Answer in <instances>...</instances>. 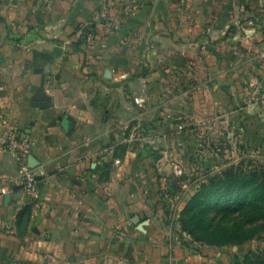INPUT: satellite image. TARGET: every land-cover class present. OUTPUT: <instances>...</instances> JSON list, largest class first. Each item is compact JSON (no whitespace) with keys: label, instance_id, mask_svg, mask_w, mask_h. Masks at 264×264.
<instances>
[{"label":"crops","instance_id":"1","mask_svg":"<svg viewBox=\"0 0 264 264\" xmlns=\"http://www.w3.org/2000/svg\"><path fill=\"white\" fill-rule=\"evenodd\" d=\"M246 80L264 81V0H0V264H207L179 233L197 191L172 156L264 132ZM7 121L42 179L21 224Z\"/></svg>","mask_w":264,"mask_h":264},{"label":"rangeland","instance_id":"2","mask_svg":"<svg viewBox=\"0 0 264 264\" xmlns=\"http://www.w3.org/2000/svg\"><path fill=\"white\" fill-rule=\"evenodd\" d=\"M138 91L139 89H134L132 94L133 101L134 97H141L136 94ZM262 123L264 125V121ZM138 131L139 129L136 130V132ZM255 134V136L252 135L246 137V139H244L246 141L241 142L237 146L235 145L233 149L227 150L224 153L219 152L218 149L214 152H205L203 148L204 146L200 147L196 143L197 146L195 145V150L190 147V151L188 152V149L185 148L184 151L179 150V157L178 155L176 157L172 156V159H174L171 165H173V167L178 166L183 171V175L178 176L176 174L177 170L174 169L176 178H181L184 181L189 182L193 191H197V193L200 191L203 184H208L212 179L221 176L225 171L232 167L240 168L247 176L253 173L258 174L256 176L252 175L251 178H248L249 183L247 185L234 191L230 196L225 197L224 200L219 201L220 204H218V202L214 203L212 206L213 209L210 212L211 217H214L217 213V209L214 208L215 206L219 205L221 207L225 202L237 197H242L248 192V186L254 179H258V181L261 180L259 174L264 171V132H256L255 130ZM136 142L139 143V141ZM184 158H186V161L191 164L190 166H184L183 162H186L183 160ZM212 191L217 192L212 194L209 191L207 195L217 196L219 189H212ZM261 204L262 203H258L257 207L253 210H264L262 207L264 206V202L262 206H259ZM196 208V214L199 217V214H202L200 211L203 208L199 206V203L196 204ZM249 210L251 211V209ZM221 214H224V212ZM248 214H250V212L246 209L234 217H237L239 221L244 222L248 220ZM187 218H189V215H187ZM261 220L262 218H259L257 221V225H261L262 223V226L258 228L260 229V232L255 238L245 244L212 247L190 242L194 246L192 249L197 253H204L205 258H207V264H264V224ZM192 224L194 225L195 221H193Z\"/></svg>","mask_w":264,"mask_h":264},{"label":"trees","instance_id":"3","mask_svg":"<svg viewBox=\"0 0 264 264\" xmlns=\"http://www.w3.org/2000/svg\"><path fill=\"white\" fill-rule=\"evenodd\" d=\"M258 175L253 173L249 176L245 175L240 168L232 167L225 171L221 176L212 179L208 184H203L200 191L195 193L186 207L181 213L179 220V233L187 236L193 243L202 244L204 246H225V245H242L255 238L260 232L257 225L259 218H262L264 224V210L254 211L258 203L264 202V171L261 172V180L254 179L248 186L249 190L242 197H237L228 202H225L220 207L214 208L217 213L214 217L210 216L213 209V204L224 200L225 197L230 196L234 191L241 189L249 183L248 178ZM219 189L217 196H208L210 191L212 194L217 191L212 189ZM203 208L197 216L196 204ZM259 205V206H262ZM258 206V207H259ZM264 208V206H262ZM248 209L247 221H239L236 216L244 210ZM251 209V211L249 210ZM31 211V206H27L19 212L18 222L25 223L27 214ZM224 212V214H221ZM189 215V218H187ZM195 221L193 225L192 222Z\"/></svg>","mask_w":264,"mask_h":264},{"label":"built area","instance_id":"4","mask_svg":"<svg viewBox=\"0 0 264 264\" xmlns=\"http://www.w3.org/2000/svg\"><path fill=\"white\" fill-rule=\"evenodd\" d=\"M100 21L106 25L113 23V18L110 14L108 5H105L99 13ZM248 25L251 28L257 26V21H250ZM245 86L248 89L249 98L248 102L253 105H258L264 109V81L258 80H246ZM134 102L137 106L144 104V99L139 96L134 97ZM6 132L3 138L4 149L10 154L12 160L18 165L21 177L18 180V186L23 189L27 195V205L31 206L35 210L39 211L43 209L42 196V179L41 174L37 168L30 167L29 157L32 156V144L28 136H26L17 125L6 122ZM178 176L183 175V171L180 167H174ZM0 179H3L0 177ZM1 196L12 195L13 191L9 188V185L2 186ZM25 204V205H26ZM21 208L17 207L19 211ZM126 264V263H124Z\"/></svg>","mask_w":264,"mask_h":264},{"label":"water","instance_id":"5","mask_svg":"<svg viewBox=\"0 0 264 264\" xmlns=\"http://www.w3.org/2000/svg\"><path fill=\"white\" fill-rule=\"evenodd\" d=\"M29 164L30 167L35 168L37 167L36 164V158L34 156L29 157ZM12 195H7L6 196V202L10 203L12 200ZM133 224L137 226L138 231L145 232V227L149 224L148 222H141L140 217L136 216L133 220Z\"/></svg>","mask_w":264,"mask_h":264}]
</instances>
